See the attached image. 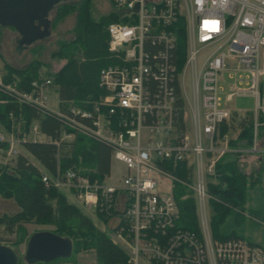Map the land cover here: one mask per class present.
I'll return each instance as SVG.
<instances>
[{
	"label": "built area",
	"instance_id": "built-area-1",
	"mask_svg": "<svg viewBox=\"0 0 264 264\" xmlns=\"http://www.w3.org/2000/svg\"><path fill=\"white\" fill-rule=\"evenodd\" d=\"M111 8L118 20L105 30L113 61L100 68L102 93L86 106L49 108L47 76L32 79L27 89L0 76V93L9 101L59 123L52 139L34 120L25 128L9 111L10 128L0 125V154L16 157L24 142H52L57 149L77 135L105 145L109 167L100 179L58 168L40 179L86 210L113 218L111 240L126 249V264H264L261 246L212 238L207 207L214 198L206 187L224 152L215 147L224 135L215 137L231 116V100L254 99L253 149L264 125V0H112ZM178 19L185 37L181 60ZM260 153L264 160V148ZM112 160L122 168L113 171ZM166 162L183 163L185 178ZM174 183L191 191L196 233L176 224Z\"/></svg>",
	"mask_w": 264,
	"mask_h": 264
},
{
	"label": "trees",
	"instance_id": "trees-1",
	"mask_svg": "<svg viewBox=\"0 0 264 264\" xmlns=\"http://www.w3.org/2000/svg\"><path fill=\"white\" fill-rule=\"evenodd\" d=\"M109 2L112 5V0ZM90 3L91 0L67 1L60 3L56 9L57 20L70 11H76L75 24L71 29L73 37L68 41L59 42L58 48L51 52V56L64 59L58 70L48 72V77L56 88L59 108L69 104L86 106V101L96 99L102 93L97 85L98 72L113 61L106 49L105 27L109 22L117 21L118 15L111 9L94 19ZM176 25L181 60L185 39L181 19L177 20ZM144 46L150 52L156 47L149 42ZM41 65L37 59H32L23 67H14L3 61V80L9 81L15 77L18 87L27 89L29 82L39 76L37 70ZM6 99V96L0 93L1 126L7 130L10 128L8 112L12 111L14 118L21 120L25 128L34 120L42 133L52 139L58 138L59 123L55 118L36 113L26 106L19 108L16 103ZM238 124L239 132L234 140L227 141V145H251V111L245 112ZM227 129V123L219 124L215 138H221ZM241 140L244 144L238 143ZM22 146L48 174L54 173L56 168L60 171L73 169L90 178L100 179L109 167L108 148L81 135H77L70 142H60L57 149L52 142H24ZM235 159V155L231 158L228 153H222L214 164L212 177L216 178L217 182H208L206 185L207 192L214 198L209 199V228L212 238L216 240L241 238L240 225L245 212L255 221L264 223V188L238 171ZM164 166L178 178H185L187 175L183 163L166 162ZM40 177V169L23 154L16 155L9 166L0 164V195L12 200L17 207L11 214H0L2 231L14 234L11 245L18 246L26 242L30 234L27 233L25 224L42 223L52 226L51 232L67 237L71 242V249H91L95 264H126L127 255L124 250L115 244L105 231L95 227L92 220L76 205L68 202L63 191L45 186ZM254 189L258 190L259 196L258 202L253 205L246 201V194ZM183 195L184 197H181ZM172 196L179 213L176 224L196 233L195 201L190 192L180 184L174 183ZM95 213L103 221L108 219L103 213ZM70 257L69 255L57 260L67 261Z\"/></svg>",
	"mask_w": 264,
	"mask_h": 264
},
{
	"label": "rangeland",
	"instance_id": "rangeland-1",
	"mask_svg": "<svg viewBox=\"0 0 264 264\" xmlns=\"http://www.w3.org/2000/svg\"><path fill=\"white\" fill-rule=\"evenodd\" d=\"M60 3L56 4L48 13V19L50 20L49 25V33L46 37L36 40L33 43L19 47L17 44V39L19 38L17 32L10 28V27H0V55L2 61L7 62L8 64L15 66V67H23L32 59H37L41 66H39L37 72L40 76H47L48 72L54 71L60 65L61 61L53 56H51V52L55 51L58 48V43L63 41H68L73 37L71 29L75 24L76 18V11H70L66 15H64L60 19H56V9ZM90 11L91 15L94 19H97L101 15L106 14L112 8L110 5L109 0H91L90 3ZM1 67V63H0ZM226 90V85L223 87ZM262 89L264 90V83L262 84ZM57 101L56 94L53 91L49 92V100L48 105L54 107ZM231 107L238 111L239 113L235 112L230 116L229 120L227 121V132L223 136V139H219L215 143V147L218 150H223L224 152L228 151L226 147V143L228 140H232L235 138L236 134L238 133L239 127V119L243 116L244 112L246 111H254V99L251 96H236L231 100ZM242 113V114H240ZM260 128V127H259ZM264 131V127L262 128ZM259 132L256 134V146L264 144V138L261 139L259 142L257 139L259 138ZM239 144H244V141H238ZM264 146V145H262ZM21 152V149H20ZM23 153V150L22 152ZM215 152L214 154H216ZM228 153V152H227ZM235 155V154H234ZM233 155V156H234ZM231 158L232 155H231ZM28 161L31 163L38 165V163L30 156H27ZM236 165H239V169L241 170V166L244 164H250L252 161L256 162L255 158H251L249 156L246 157H238L235 159ZM14 161V157L10 158L0 154V164L1 165H10ZM242 162V163H241ZM241 163V165H240ZM122 167L119 163L112 160L111 162V169L113 171L120 170ZM242 171V170H241ZM258 178L257 174L253 175V178ZM261 182V179H259ZM262 188H264V178L262 179ZM182 186V185H181ZM185 190L189 191L185 186H183ZM162 190H168L167 188L163 187ZM191 194V191H189ZM68 202L76 205L85 215H87L93 222L94 226L97 228H103L104 231L109 235L112 239V233H110L109 226L100 223L97 221L96 217L93 215L94 212L90 213L87 211L79 201H75L73 197L63 191ZM258 194V190L254 189L253 191H249L248 195L256 196ZM192 196V195H191ZM181 197H184L181 196ZM258 201H248L249 204H256ZM16 205L12 200L5 199L0 195V214H11L16 210ZM109 223V221H108ZM27 233L31 234L35 231H42V230H52V226L42 223H27L24 225ZM240 227L242 228V235L246 240H253L258 242L261 246L264 247V223H254L248 219H245L243 223H241ZM14 239V234H7L2 231V227L0 226V244L6 245L14 250L16 253L17 259L19 261L18 264H25L23 260V253H24V245L25 243L19 244L18 246H12L11 241ZM118 245V244H117ZM121 247L124 252L126 249L119 243L118 245ZM70 258L67 261L57 260L48 263L37 262L34 264H95L94 261V254L91 249H80V250H73L71 249Z\"/></svg>",
	"mask_w": 264,
	"mask_h": 264
},
{
	"label": "water",
	"instance_id": "water-1",
	"mask_svg": "<svg viewBox=\"0 0 264 264\" xmlns=\"http://www.w3.org/2000/svg\"><path fill=\"white\" fill-rule=\"evenodd\" d=\"M75 0H0V27L14 29L19 47L46 37L49 33V11L58 3ZM71 254V242L49 230L32 232L24 245L25 264L48 263ZM13 249L0 244V264H17Z\"/></svg>",
	"mask_w": 264,
	"mask_h": 264
},
{
	"label": "crops",
	"instance_id": "crops-1",
	"mask_svg": "<svg viewBox=\"0 0 264 264\" xmlns=\"http://www.w3.org/2000/svg\"><path fill=\"white\" fill-rule=\"evenodd\" d=\"M2 56L0 55V63H1V67H0V76H3V68H2V59L3 58H1ZM60 61H61V63H60V65L57 67V69L56 70H58L59 69V67H61V65L64 63V59H59ZM15 67V66H14ZM56 70H54V71H56ZM54 71H51V72H54ZM50 78V77H49ZM50 91H53L55 94H56V97H57V93H56V88H55V86L51 83V85H50V87L48 88V100H49V92ZM48 107L49 108H51V109H57L58 107H59V103H58V97H57V101H56V104H55V106L54 107H51V106H49L48 105ZM235 112H237V113H239L238 111H236V110H234L233 108H232V111H231V115H232V113L233 114H235ZM247 112V111H246ZM245 113V112H244ZM240 114H242V113H240ZM1 125V124H0ZM3 127V126H2ZM260 128H258V132H259V138L257 139V141L259 142L261 139H263L264 138V131L262 130V128L264 127V125H260L259 126ZM239 132V131H238ZM237 135V134H236ZM236 137V136H235ZM235 139V138H234ZM234 139H232V140H234ZM232 140H228V141H232ZM264 140V139H263ZM264 142V141H263ZM256 143V142H255ZM252 145H253V141H252V143H251V145H249V146H246V147H239V146H230V145H227V143H226V147L228 148V151H226V153L228 152V154L231 156L232 155V157H233V155L235 154V157L236 158H238V157H246V156H249V157H251L252 159L253 158H255L256 159V162L254 161H252V163H251V165L250 164H244V165H242L240 168H241V170L238 168L239 167V165H236V166H238L237 167V169H238V171H240L241 173H243L244 175H246V176H249L251 179H253L255 182V184H257V185H259L260 187H262V179L264 178V160H263V158H262V155H261V153H260V150L261 149H263L264 148V146H262V145H264V144H261V145H257L256 146V144H255V149H253L252 148ZM20 149H21V152H22V150H23V153H21L20 152ZM17 150H18V154H23L26 158H27V156H30V157H32L26 150H24V148H23V146H22V143L21 144H18L17 145ZM224 153V152H223ZM3 155V154H2ZM33 158V157H32ZM14 159H15V157H14ZM34 159V158H33ZM36 161V160H35ZM242 163V162H241ZM241 163H240V165H241ZM35 165V164H34ZM39 169H40V171H41V173H46V171H44V169L38 164V165H36ZM254 174H257V177L258 178H253V175ZM213 176V175H212ZM212 176H209L208 177V179L206 180V185H207V183L208 182H211V183H216L217 182V179L216 178H214V177H212ZM259 179H261V182L259 181ZM207 187V186H206ZM259 195H257V196H252V195H248V191H247V194H246V201H257L258 200V197ZM76 201V200H75ZM209 201V200H208ZM208 209H207V213H208V221H209V218H210V215H211V209H210V206H209V203H208V207H207ZM87 211H90V210H87ZM90 213H92L91 211H90ZM93 215L96 217V219H97V221H99L100 223H104V224H106V225H108L109 226V230L113 227V224H114V222H115V220L113 219V218H109V219H107V220H105V221H103V220H101V219H99L97 216H96V213H93ZM245 219H248L250 222H251V224H254V223H259V222H257V221H255L253 218H251L250 216H248L247 214H246V212L244 213V219L242 220V222L241 223H243V221L245 220ZM108 221H109V223H108ZM100 230H103L104 231V229L101 227L100 228ZM241 231H242V228H241ZM240 235H241V238L242 239H244V240H246L244 237H243V235H242V233H240ZM246 241H248V242H252V243H256L257 245H260L258 242H255V241H253V240H246ZM261 246V245H260ZM262 248H264L263 246H261Z\"/></svg>",
	"mask_w": 264,
	"mask_h": 264
}]
</instances>
